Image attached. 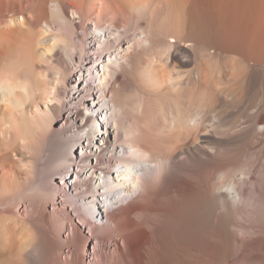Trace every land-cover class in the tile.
<instances>
[{
  "label": "bare ground",
  "instance_id": "bare-ground-1",
  "mask_svg": "<svg viewBox=\"0 0 264 264\" xmlns=\"http://www.w3.org/2000/svg\"><path fill=\"white\" fill-rule=\"evenodd\" d=\"M0 264H264V0H0Z\"/></svg>",
  "mask_w": 264,
  "mask_h": 264
},
{
  "label": "rangeland",
  "instance_id": "rangeland-1",
  "mask_svg": "<svg viewBox=\"0 0 264 264\" xmlns=\"http://www.w3.org/2000/svg\"><path fill=\"white\" fill-rule=\"evenodd\" d=\"M117 92H118V93H117ZM126 94H127V93H125V92H123V91H121V90H118V91H115V92H114V100H115V102H116L117 104H119V105L122 107V109H123L124 112H128V111L125 110L124 103H126V101H127V100H130V98H131L130 96L128 97ZM125 95H126V96H125ZM177 99H178V96L173 98V100H175V101H176ZM159 114H160V113H159ZM94 115H95V114L93 113L94 120H95L96 122L101 123V122H102L101 119H100L99 117L94 116ZM97 135H99V136H97L96 138H94V139L91 140V141H93L92 144H93L94 148L100 146V145H99L100 143L97 142V141H98V138H101V137H102V135L100 134V132H98Z\"/></svg>",
  "mask_w": 264,
  "mask_h": 264
}]
</instances>
